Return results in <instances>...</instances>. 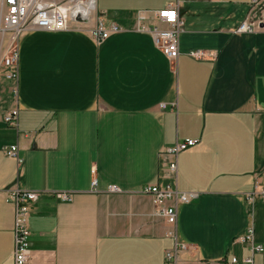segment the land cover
I'll list each match as a JSON object with an SVG mask.
<instances>
[{"label":"crops","instance_id":"crops-1","mask_svg":"<svg viewBox=\"0 0 264 264\" xmlns=\"http://www.w3.org/2000/svg\"><path fill=\"white\" fill-rule=\"evenodd\" d=\"M174 1L95 0L96 16L121 29L100 42L72 27L19 36L17 80L0 68V264L14 246L12 189L37 196L27 264H165L172 227L141 190L166 183L198 193L176 207L186 249L171 264H243L250 254L264 264V0L181 2L171 63L137 17L153 25ZM244 20L259 28L234 34ZM13 110L17 126L3 121ZM186 139L196 143L178 154L173 179L164 150ZM11 146L20 163L5 156ZM248 227L252 243L236 242Z\"/></svg>","mask_w":264,"mask_h":264},{"label":"built area","instance_id":"built-area-1","mask_svg":"<svg viewBox=\"0 0 264 264\" xmlns=\"http://www.w3.org/2000/svg\"><path fill=\"white\" fill-rule=\"evenodd\" d=\"M90 0H64L55 2L53 0H0V68L3 70L2 77L6 81L15 82L17 80L18 51L17 41L19 36L30 31H43L49 33L66 31L69 28L79 30L87 29L91 38L100 42L108 38L111 34L119 32L121 29L116 25L105 26L103 21L96 15L95 0H91L92 9H89ZM186 0H175L168 6L155 12V23L148 25L144 16L137 17V30L148 33L154 46L167 58L169 62H175L179 55L178 38L182 31V21L178 17L177 8L181 2ZM256 4V0H253ZM87 16L85 11H87ZM93 17L95 21H93ZM259 28V22L247 23L244 20L235 30L234 34H251ZM8 36V37H7ZM7 37V38H6ZM207 52L194 50L187 55L191 58L205 59ZM163 108L164 106L161 105ZM17 110L9 112L3 119L9 126H17ZM196 141L186 139L164 150V154L169 157L168 170L171 178L175 179L177 169V156L195 145ZM5 156L17 159V147L11 146L3 150ZM92 191H96V181L91 184ZM107 192L115 193L119 190L114 186H108ZM141 193L151 198L153 206V217L163 219L172 230L168 232V239H172L173 247L165 250L164 262L171 264L178 252L186 249V246L179 242L176 231V207L190 203L198 196L197 192H179L175 184L166 183L163 186L157 184L147 185ZM264 199V191L259 192ZM37 196L33 192L12 189L9 191L6 201L14 207V246L9 257L10 264H27L30 254L28 229V204L35 202ZM62 201H70L71 197L61 194ZM247 202L252 204L254 196L247 197ZM253 228L248 227L243 236L236 239L238 243H252ZM252 252H262L261 246H252ZM250 254L242 260L243 264H251ZM230 264H238L236 258L230 260Z\"/></svg>","mask_w":264,"mask_h":264},{"label":"bare ground","instance_id":"bare-ground-1","mask_svg":"<svg viewBox=\"0 0 264 264\" xmlns=\"http://www.w3.org/2000/svg\"><path fill=\"white\" fill-rule=\"evenodd\" d=\"M91 2H92V1L90 0L89 3H88V4H89V8H88V10H89V9H92V3H91ZM88 10L85 11L86 16H87V12H88Z\"/></svg>","mask_w":264,"mask_h":264},{"label":"rangeland","instance_id":"rangeland-1","mask_svg":"<svg viewBox=\"0 0 264 264\" xmlns=\"http://www.w3.org/2000/svg\"><path fill=\"white\" fill-rule=\"evenodd\" d=\"M63 1H64V0H63ZM96 9H97V8H96ZM95 16H96V15H95ZM95 18H96V17H93V21H95ZM7 37H8V36H7ZM7 37H6V38H7ZM0 74H1V73H0ZM0 76H1V75H0ZM0 78H1V77H0Z\"/></svg>","mask_w":264,"mask_h":264}]
</instances>
